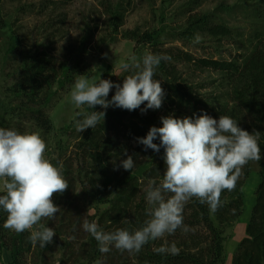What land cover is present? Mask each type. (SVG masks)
I'll list each match as a JSON object with an SVG mask.
<instances>
[{
    "label": "rangeland",
    "instance_id": "374dc122",
    "mask_svg": "<svg viewBox=\"0 0 264 264\" xmlns=\"http://www.w3.org/2000/svg\"><path fill=\"white\" fill-rule=\"evenodd\" d=\"M257 6L264 10V1L0 0V127L3 125V128L16 129L23 133L41 134L47 143L45 155L54 165H63V175L68 182H73L75 193L83 192L88 197L86 204H82L84 213L87 212L83 215V220L95 221L106 232L116 229L133 232L140 229L142 226L138 225V221L141 218V209L145 207L148 210L150 207L145 196L149 182L152 181L146 178L142 171L152 164L155 153L152 150L145 152L143 146L136 143L137 135L133 131L137 128L133 127L152 121L151 111L142 114L140 109L128 111L109 108L106 110L105 119L94 129L89 128L80 133L76 131L75 121L83 119L92 109L87 105L76 108L71 102L70 93L75 80L79 75H85L90 80L95 77L98 81L101 77L122 84L124 78L139 69L122 71L119 64L128 62L131 56H135L142 63L146 53L154 54V47L151 44L141 42L142 36L153 33L160 34L159 47L164 52L178 49L190 53L196 59L220 56L231 60L245 59L257 45L264 44V34H256V31H253L254 27L251 26L256 20ZM197 14L208 15L214 24H226L233 30V38L221 41L211 38L204 31L186 35L188 21ZM115 15L123 17L118 28L119 23ZM197 34L201 37L198 44L194 43ZM36 57L56 60V69L60 75L51 92L54 96L47 104L43 100L45 90L32 101L21 94L13 93L21 78L22 65ZM62 66L65 67L68 76L61 75ZM178 66L182 76L192 84L207 85L206 88H201L200 94L206 97L211 94L215 96L213 103L217 104L212 107H222L225 104L226 98H219L225 96L228 88L222 84L224 81L219 75ZM67 69L69 71H66ZM114 94L115 89L110 91L109 99ZM216 100L218 101L215 102ZM21 104H28L31 109H42L52 124V129L46 133L34 121L28 109L20 111ZM94 110L105 111L101 106H96ZM152 111L160 123V118L168 116L169 110ZM78 112L81 113L80 116L76 115ZM125 152L128 155H135L136 166L132 171L118 168L120 160L127 158ZM98 159H101L108 171H111V176L119 180L120 187L121 184L125 185L126 191L133 190L137 193L129 199L132 202L130 207L125 208L123 202L120 207L116 206L124 199L120 198L121 189L115 188L110 197L113 201L110 203L108 190L104 189L103 181L99 180L97 171L94 170ZM251 169L252 174L247 178L243 168V175L240 178L244 183L245 197L241 216L222 227L223 264H233L239 245L246 238L247 224L251 218L260 183L259 166L254 163ZM154 181L159 185L162 178ZM3 184L4 180L0 179V194L5 193ZM170 195L166 194V198ZM92 196L97 197L90 199ZM54 198L55 196L52 197L53 200ZM189 203L190 201L185 208ZM108 216H111L112 220ZM216 225L219 226V223ZM50 227L56 234L53 242L45 248L38 249L35 246L29 252L24 245L26 249L18 255V264H73L64 261V254L69 250V243L66 241L74 243L75 251L83 249L82 239L75 241L70 235L77 233L84 235L85 231H74L73 228L59 224L56 219L52 221ZM38 228L39 224L26 231L31 233ZM10 234L13 238L20 235L14 230H10ZM193 234L200 241L209 235L205 229L197 226L194 230L189 228L188 232L182 231L172 236L166 234L156 242L175 241L184 249L187 248L184 244L187 241L189 247L193 245L190 241ZM13 238L6 236L0 243V264H12V253L7 248L11 247L10 241ZM23 240L25 243L26 239ZM18 244L19 247L22 245L21 242ZM152 244L150 243L151 249H154L156 245ZM144 246L139 252L120 250L123 255L119 264H141ZM102 262L109 264L108 260Z\"/></svg>",
    "mask_w": 264,
    "mask_h": 264
},
{
    "label": "clouds",
    "instance_id": "9594fccd",
    "mask_svg": "<svg viewBox=\"0 0 264 264\" xmlns=\"http://www.w3.org/2000/svg\"><path fill=\"white\" fill-rule=\"evenodd\" d=\"M200 41L197 34L194 43ZM170 59L166 55L146 53L141 63L131 56L128 62L119 64V69L139 70L124 78L122 84L79 75L72 86L71 102L76 108L87 105L92 111L75 121L76 131L83 133L94 129L105 119L109 108L140 109L142 114L159 110L166 92L161 80L155 78L156 69L162 61ZM113 89L115 94L109 99ZM96 106L105 111H95ZM160 123L162 126H152L145 137L136 138L145 152L152 150L160 154L163 150V179L159 185L150 181L145 196L150 206L147 210L150 219L133 232L127 229L106 232L95 221L85 219L82 227L98 242L101 254L108 253L111 247L139 252L150 241L172 235L178 229L188 232L183 216L187 202L196 198L208 206L210 213H215L222 206V192L237 187L244 166L262 158L259 142L264 133L244 130L240 121L231 116L220 115L216 119L201 110L191 116L177 117L174 113L162 116ZM46 149L47 143L39 132L21 133L0 127V179L4 180L5 190L0 194V210L7 213L5 229L22 233L32 229L42 218L54 219L59 213L61 208L54 204L52 197L67 190L68 182L63 175V165H54L45 155ZM124 155L127 158L120 160L118 168L132 171L136 166L135 155L127 152ZM169 193L171 195L166 198ZM55 236L53 228L40 225L28 239L33 247L38 244L45 248ZM156 251L176 255L180 249L175 241L165 240ZM96 264L103 262L97 260Z\"/></svg>",
    "mask_w": 264,
    "mask_h": 264
},
{
    "label": "trees",
    "instance_id": "16d2710c",
    "mask_svg": "<svg viewBox=\"0 0 264 264\" xmlns=\"http://www.w3.org/2000/svg\"><path fill=\"white\" fill-rule=\"evenodd\" d=\"M257 7L258 9L255 10L256 20L251 26L254 27L253 31H256V34L263 35L264 10L259 8V6ZM115 18L118 19L117 22L119 23L123 17L115 15ZM120 23L117 24V28L120 26ZM198 31L207 32L211 38L221 41L230 40L234 35L233 30L226 24H214V22L211 21V17L200 14L190 18L186 35L190 36ZM159 37V33L147 34L141 37V42L144 44H151V46L154 47V54L168 55L171 57L170 60L162 61L156 69L155 78L161 80L162 87L166 92V99L162 107L155 112L169 110L167 115L174 113L177 117H180L191 116L193 113H199L201 110H204L216 119H219L220 115L231 116L240 121V127L250 133L253 130L264 133L263 43L257 45L245 59L235 58L231 60L223 58L222 56L196 59L190 53H185L178 49L172 50L171 52L162 51L159 47L161 45L158 41ZM174 52L176 53L174 54ZM178 65L204 73L210 72L219 75L224 81L222 84L227 85L228 88L225 96L219 98H226L224 101L225 104H223L222 107H212L217 104L213 103V98H215V96L213 97V94H211L209 97H206L200 94L201 88H206L207 85H197L189 82L180 73ZM66 71L69 70L67 69ZM61 75L68 76V72L65 73V67L63 66ZM20 76L19 83L15 86L13 91L14 94H21L23 97H27L29 101H32L38 98L39 95L43 93L42 91L45 90L46 95L43 96L44 103L47 104L51 102L54 96V94H51L52 89L54 88L55 82L60 79L59 71L56 69V60L36 57L31 61H26L22 65ZM213 81L216 83L215 80ZM217 101L218 100L215 102ZM146 103L147 102H145V104ZM27 107L28 104H21L20 111L28 109L34 121L41 126L46 133L49 132L52 129V124H50L44 111L42 109H31ZM148 111H151L153 119L152 121L149 120V122L143 123L142 126L135 125L133 127L137 128L133 131L137 137H145L152 126H162L161 123H159L157 115H153L152 110ZM1 126L3 127V125ZM20 132L23 133L22 131ZM155 142L158 143V141ZM259 144L262 158L258 161H250L244 166L245 176L247 178L252 174V165L255 163L259 166L260 183L256 191V201L251 212V218L247 224L246 238L241 241L233 264H264V135H262ZM162 155L163 150H161L160 154L155 153L152 164L143 169L142 173L146 178L152 181L160 178L163 179L165 164ZM94 170L97 171L96 174H98L99 180L103 181L104 189L108 190L110 203L113 201L110 197L116 188L121 189L119 190L122 192L120 198H124L121 202L117 203L116 206L120 207L122 202L125 208L132 205L129 199L133 198L137 193L135 191L133 192V190H131V192L126 191L125 185L121 184L120 187L118 183L119 180L111 176V171H108L101 159L96 161ZM243 187L244 183L242 179H240L234 190H224L221 194L222 206L215 213H210L208 206L206 204H201L198 199H191L189 205L184 209V224L191 230L196 229L197 226L205 229L209 234L208 237L200 241L197 239V236L193 234L190 237V241L193 245L189 247V241H187L184 243L187 248L184 249L181 248L180 244L178 245L176 243L177 247L180 249L179 253L176 255L160 254L156 251L164 243L163 240L159 242H156V240L150 241L144 246V250H142L140 259L141 264H223L224 247L222 227L237 220L241 216L245 206ZM73 188V182L69 181L67 190L63 193L53 195L55 196L53 200L54 204L58 205L61 209L54 219L42 218L41 221L38 222L39 226L43 225L45 227H50L52 221L56 219L59 224L67 228H73L74 231H84L82 227L84 222L83 215H86L87 212H85L86 214L84 213L85 210L82 208V204H86L88 197L83 192L81 194L75 193ZM96 197L97 196H92L90 199H96ZM98 199L103 202L100 197H98ZM106 201L107 199L105 202ZM139 212L140 211H138V213ZM78 213L82 218H79ZM108 217L111 219V216ZM140 217L138 225L141 226L145 224L146 220L150 219L145 207L141 209ZM6 218L7 213L0 210V243L5 240L6 236L8 238H13L10 234V229H5L3 227ZM217 222L219 226L216 225ZM178 232L182 231L178 229L174 234ZM29 235L30 232L24 231L20 233L18 238L14 237L10 241L11 247L7 249L12 253V264H18V255H20L24 249L27 248L28 252L32 250L33 245L28 239ZM70 238L75 241L82 239L83 249L75 251L74 243L66 241L69 243V250L64 254L65 262H73V264L74 262L95 264L97 260H108L109 264H119L122 262L123 253L115 247H111L108 253L101 254L98 250V242L90 233L85 232L84 235H80V233L71 234ZM23 239H26L25 243ZM19 241L22 247H19ZM171 242L172 241H170V243ZM150 243L155 244L156 247L151 249ZM36 247L38 249L40 248L39 245Z\"/></svg>",
    "mask_w": 264,
    "mask_h": 264
}]
</instances>
